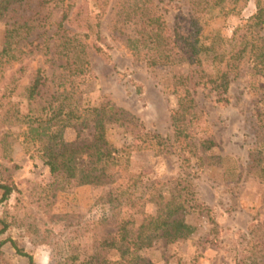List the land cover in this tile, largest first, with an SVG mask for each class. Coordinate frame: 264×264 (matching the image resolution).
<instances>
[{"label":"rangeland","instance_id":"rangeland-1","mask_svg":"<svg viewBox=\"0 0 264 264\" xmlns=\"http://www.w3.org/2000/svg\"><path fill=\"white\" fill-rule=\"evenodd\" d=\"M117 2H110L101 22L100 37L89 33L87 38L90 43L95 40L107 55L90 49V65L77 80L80 112L87 117L88 109L106 106L122 109L134 117V125L114 123L108 125L107 131L110 143L122 150V159H128L129 171L142 173L141 185L146 188L161 180L169 183L163 186L167 190L175 179H185L193 182L195 191L192 210L185 220L196 226V231L188 239L175 242L160 238L154 246L134 255L141 257L142 264H264V172L261 169L264 167V77L256 75L247 63L232 81L228 100L222 102L209 89L197 87L195 107L185 120L186 133L177 137L172 125V115L179 110L174 76L188 74L189 66L149 67L144 53L140 56L136 52L137 27L123 28L126 36L115 31L116 13L121 9ZM212 6L213 0H162L160 9L167 20L164 31L173 34L176 26L184 25L190 17H204ZM89 10L93 15L98 13L92 0ZM37 11L40 8L34 0L31 7L16 11L13 18L0 20V50L7 23L20 20L19 16L25 12ZM255 11V0H250L240 14L220 16L218 22L230 36ZM39 16L47 20L46 29L51 34L62 19V11L51 4ZM96 21L95 18L93 22ZM128 35L131 39L124 40ZM41 63L44 64V59ZM10 65L11 62L3 63L0 70ZM45 66L51 75L55 68L51 63ZM5 71L9 73L8 69ZM3 82L4 79L0 87ZM49 84L54 83L49 81ZM21 107L26 110V101H22ZM87 123L79 128L84 137L92 140L93 123ZM24 131L19 126L11 127L10 144L6 145L1 139L4 130H0V180L10 175L15 185L11 197L0 201V220L4 219L7 225L6 232L0 234V241L5 240L0 249V264H30L29 258L20 255L10 239L34 256V264L120 260L117 250H96L98 239L113 231V227L90 231V222L108 213L105 206L96 203L108 186L79 184L62 174H52L41 153L31 156L26 151ZM148 132L170 138L168 152L158 154L151 148ZM64 134L66 141H74L78 132L68 128ZM206 140L214 141L215 145L207 149ZM259 153H262L259 165L254 167V156ZM206 208L218 221L215 243L211 242L215 236L210 233ZM144 211L155 214L156 205L147 202ZM129 218L139 224L143 214L127 206L120 219ZM3 227L0 221V230Z\"/></svg>","mask_w":264,"mask_h":264},{"label":"trees","instance_id":"trees-1","mask_svg":"<svg viewBox=\"0 0 264 264\" xmlns=\"http://www.w3.org/2000/svg\"><path fill=\"white\" fill-rule=\"evenodd\" d=\"M92 1L98 9L96 15L89 10V0L81 3L78 0H37L40 11L25 12L19 16L22 21L7 23L0 50V67L3 63L11 62V65L0 70V81L4 79L0 87V130H4L1 139L6 145L10 144L11 127L26 129V151L32 153L31 156L41 153L52 174H62L79 184L108 186L96 201L105 206L108 213L91 221L90 231L113 227V231H107L98 239L96 250H117L121 257L115 262L94 264H142L141 257L134 255L137 251L154 246L160 238L168 242L188 239L196 231V226L185 220V215L192 210L195 191L193 182L185 179H175L167 190L163 186L169 183L161 180L148 189L141 185L142 173L129 171L128 159H122V150L110 143L107 131L110 124H133L134 117H129L122 109L106 106L88 109L87 117L80 112L77 80L90 65V49L107 55L95 40L90 43L87 38L89 33L100 37L101 22L113 0ZM117 1L121 9L116 13L115 31L119 36H126L123 28L137 27L136 52L140 56L144 53L149 67L189 66L188 74L174 76L179 110L172 115V125L177 137L186 133L185 120L195 107L197 87L209 89L222 102L228 100L232 81L247 63L256 75L264 77V0H255V13L243 20L230 36L218 22L220 16L240 14L250 0H213L207 16L190 17L184 25L176 26L171 35L164 31L167 20L160 9L162 0ZM33 2L0 0V20L13 18L16 11L31 7ZM51 4L60 8L62 19L49 34L47 20L39 15ZM95 18L96 23L93 22ZM125 38L128 41L131 36ZM48 63L55 68L51 75L45 66ZM49 81L54 84L50 85ZM53 87L55 89L50 93ZM22 101L27 103L26 110L21 107ZM87 122L93 123L92 140L89 136L84 137L79 128V125H88ZM68 128L76 129V140L64 139ZM146 135L147 142L158 154L168 152L170 138L155 132ZM214 145L212 140L204 142L207 149ZM261 154L254 156L252 166L259 165ZM261 169L264 172V167ZM14 189L10 175L0 180V201L8 200ZM147 202L156 205L155 214L144 211ZM127 206L143 214L141 223L137 224L132 218L120 219ZM206 214L210 233L215 236L211 242L215 243L218 221L210 209L206 208ZM0 221L4 224L0 230L3 234L7 225L4 219ZM10 241L20 255L29 258L30 264L35 263L33 255L26 253L17 241ZM4 243L5 240L0 241V249ZM77 258L78 255L73 260Z\"/></svg>","mask_w":264,"mask_h":264}]
</instances>
